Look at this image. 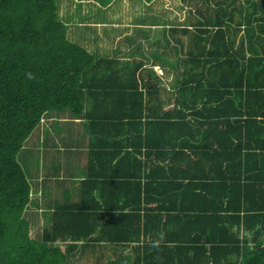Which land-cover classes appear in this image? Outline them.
<instances>
[{
	"label": "trees",
	"instance_id": "16d2710c",
	"mask_svg": "<svg viewBox=\"0 0 264 264\" xmlns=\"http://www.w3.org/2000/svg\"><path fill=\"white\" fill-rule=\"evenodd\" d=\"M183 2L139 16L162 47L121 62L72 40L57 0H0V264H264V0ZM146 60L174 70L168 99ZM75 119L78 199L34 220L47 130Z\"/></svg>",
	"mask_w": 264,
	"mask_h": 264
},
{
	"label": "crops",
	"instance_id": "0c3cea01",
	"mask_svg": "<svg viewBox=\"0 0 264 264\" xmlns=\"http://www.w3.org/2000/svg\"><path fill=\"white\" fill-rule=\"evenodd\" d=\"M145 5L146 4H144V6ZM134 27H132L129 31V33L131 34L123 38L124 47H122L121 44L120 46H118V48L114 47L110 49L111 55H115L120 58L121 62H125L127 60L133 61V58H138L139 54L133 53L134 50L138 48H142L143 54L148 55L150 51L159 50L162 47L161 44L153 42L156 40V38H160L158 34L160 33L159 29H161V26H158L159 29H156L158 28L156 26H152V29L149 32L151 33L149 37H144L138 31L134 32ZM144 43H146L147 46H144ZM184 43V49L187 50L188 45L186 44V42ZM171 61L172 58H168L167 56V60L165 63H170ZM185 62L186 61L184 59L182 63ZM173 63H175V61ZM144 65L153 67L155 73L158 75L157 78L155 76L154 78L157 79L156 82L158 83V86L160 88V95L163 98L168 99L174 86L173 83L176 79V76H174V70L170 69L168 72H166L160 63H155L152 60H146L143 66ZM72 125L76 135H74L73 133H71L72 135H54L55 133H53V135L50 136V142L52 144L51 146H53V150H50L51 152L49 155H43V159L40 164V170L37 172V174L35 173L34 178L32 179L33 193L37 195L38 201L40 203L39 208L37 209L40 211V214L37 215L39 216L40 222L43 221L42 219L44 217V212L54 209L57 204L58 198H61V196H65V185L67 187H70V193L73 194V198L78 199V195L76 193L78 192L79 187L82 184L81 175H83L86 171H89L87 158L88 137L84 134L83 128L78 119H75ZM60 159L63 162L64 169H62L60 167L61 165L56 161ZM67 162H69V168L66 167ZM54 166L55 168H52ZM45 167H50V170H53V172L48 171L47 169L45 170ZM97 170L98 169H96L95 167L94 173H97ZM48 182L50 183L48 184ZM60 182H62L63 184L61 183V186H58V183ZM96 194L100 195V191L98 190Z\"/></svg>",
	"mask_w": 264,
	"mask_h": 264
},
{
	"label": "rangeland",
	"instance_id": "374dc122",
	"mask_svg": "<svg viewBox=\"0 0 264 264\" xmlns=\"http://www.w3.org/2000/svg\"><path fill=\"white\" fill-rule=\"evenodd\" d=\"M57 4L59 15L69 24V37L72 40L79 41L91 52L99 54L105 52L110 55L111 48H118L121 44L124 47L123 38L131 34L130 29L135 26L138 17L142 14L161 15L170 20L169 24L172 20H183L186 15L183 0H154L148 8L141 0H114L106 7H101L94 0H57ZM144 46L147 44L144 43ZM64 124L71 125L70 123ZM47 132L50 136L53 133L54 135L71 133L76 135L72 125L70 129L59 127V125L51 126ZM39 139V136H33L29 140V148L34 147ZM50 147L52 151L53 146ZM30 155L34 157V152ZM28 214L34 216V220H39L37 216L40 214L39 210L31 209ZM36 224L39 228V222ZM37 231L34 232L35 235L38 234Z\"/></svg>",
	"mask_w": 264,
	"mask_h": 264
},
{
	"label": "clouds",
	"instance_id": "9594fccd",
	"mask_svg": "<svg viewBox=\"0 0 264 264\" xmlns=\"http://www.w3.org/2000/svg\"><path fill=\"white\" fill-rule=\"evenodd\" d=\"M163 238H164V234L163 233H159L158 234V238L155 241L152 242V247L158 249L160 247V243L163 240Z\"/></svg>",
	"mask_w": 264,
	"mask_h": 264
}]
</instances>
